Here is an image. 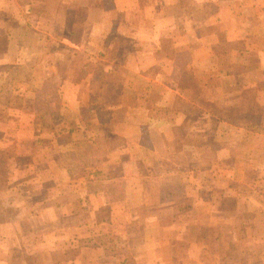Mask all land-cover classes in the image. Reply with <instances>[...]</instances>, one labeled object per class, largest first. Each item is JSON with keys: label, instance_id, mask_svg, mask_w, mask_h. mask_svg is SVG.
Here are the masks:
<instances>
[{"label": "crops", "instance_id": "crops-1", "mask_svg": "<svg viewBox=\"0 0 264 264\" xmlns=\"http://www.w3.org/2000/svg\"><path fill=\"white\" fill-rule=\"evenodd\" d=\"M0 3V18L6 19L0 23V68L25 70V77L16 80L25 83V105H0V130L10 131L0 133V148L15 147L14 154H1L13 165L0 168V193L11 196L0 197V211L23 208L12 201L18 178L25 179V191L29 182L37 184L33 197L25 195V212L0 219V264H240V259L264 264V232L253 233L248 219L239 223L235 218L243 206L240 182L247 175L240 171L239 182L235 167L224 166L228 159L256 163L248 157L264 158V150L250 154L256 143L239 141L241 161L235 155L222 160L223 153L210 149L205 137L204 109L190 102L196 120L188 122L187 114L159 104L164 94L186 102L206 97L204 78L195 79V91L179 86L178 75L205 64L211 45L204 44L200 32L207 26L222 36L223 50L233 56L219 65L234 67L242 51L256 57L257 73L246 80V91L237 90L246 86H238L235 70L224 68L218 81L228 83L230 93L233 88L247 98L264 96V0ZM60 51L71 58L65 69ZM218 86L214 93L221 94ZM14 91L23 96L24 89ZM49 98L57 103L53 110L44 102ZM262 105L247 101L239 109L225 104L222 110L256 115L252 128L262 130ZM213 121L217 135L227 130L225 121ZM236 124L229 130L247 128ZM179 125L184 137L174 134ZM33 130L51 131L55 162H61L64 145L82 141L91 147L75 153L69 147L64 170L59 165L45 170L38 163L36 169H24L25 143H40ZM62 136L68 141L63 143ZM235 140L229 139L225 157ZM263 165H255L245 182L246 207L251 197H264V187L252 184L264 180ZM225 180L223 188L217 185ZM252 206L264 213V204Z\"/></svg>", "mask_w": 264, "mask_h": 264}, {"label": "rangeland", "instance_id": "rangeland-1", "mask_svg": "<svg viewBox=\"0 0 264 264\" xmlns=\"http://www.w3.org/2000/svg\"><path fill=\"white\" fill-rule=\"evenodd\" d=\"M2 3H0L1 5ZM208 11H210V7H208ZM0 23L6 24V19L4 18H0ZM212 26H207L205 27L204 31L200 32V34L202 35L201 37L204 40V44L207 45H211V51L206 50V61L205 64L197 66V67H191V71L187 72V74L183 75V73H179L178 75V79L181 81H178V85H184L185 87H189L190 90H195L198 91V88L196 87L195 84V79H200L202 80V78H204L206 80V97L203 98V94L201 97H198L196 99H193L192 97H190L189 102L186 101H181V99H177L174 96L168 95V97L166 96V94H164V97H162L160 99L159 104L160 105H168L170 106L172 109H176L179 110L185 114H187L186 120L188 122H192L194 120H196V109L190 105V102H193V104L197 107H200L202 109L205 110L206 113V131L204 132L205 137L209 138L210 140V149H216V151L219 153V155L221 153H223L222 156V160H224V158H229L231 157L230 155H235V157L238 158V160H236V162L241 161V159H239L241 157V153L244 149V147L238 145L239 141H244L246 143L250 142L252 144L256 143V145L253 148V150L250 151L251 153H258V151L264 150V146H262L261 141L264 139V129L259 130L257 128H252V124H256L258 123V118L256 115H249V114H245L244 112H242L241 110H235V112L230 111H224L222 110V107H224L225 104L227 105H235V108L239 109L242 107L243 103H247V101H250L251 103H255L258 104L259 102L263 103V107H264V96L260 97L259 100L257 99H251V98H247L244 97L242 95L241 92H233L234 89L232 88V92L230 93V91L228 90V83H224L223 81H218V79H222L219 77L220 73L222 71H224L226 68H228L229 70L232 69L233 71H237L239 76H238V86L242 85V86H246L248 85L247 81H250V79H253V73L256 72L257 73V69L256 67L253 65V59H255V53L250 52V54L248 53H243V51L238 54L237 57V64H235L234 67H226L225 65H219V61H229L230 59L233 60V56L231 57L229 55L228 51H224L223 47H222V43H223V39L222 36H220L219 34H216V32L211 33L212 31ZM1 36H0V49L2 48L3 45V41L1 40ZM3 39V38H2ZM211 42V44L209 43ZM239 46V45H238ZM1 52V51H0ZM61 55H59V59L62 62V68L65 69L67 65L70 64V59L68 56V58L65 55V53L63 51H60ZM209 53H212L211 56H208ZM249 60V61H248ZM248 62H250L248 65L246 64ZM219 63V64H218ZM239 63V64H238ZM225 68V69H224ZM222 70V71H221ZM181 72V71H180ZM193 75L194 78H191V76ZM216 75V76H215ZM187 76V77H185ZM25 77V70L19 69V68H15L14 70L11 69V67H7V66H3L0 68V105H25V83H23V85H19V83L16 81L17 79H21ZM219 77V78H218ZM193 79V80H192ZM223 80V79H222ZM240 80V81H239ZM243 80V81H242ZM256 84H260V83H256ZM32 85V82H31ZM216 85H221L218 86V91L221 92L218 93H214V88ZM19 87L21 89H24L23 92V96H19V94H21V91L15 93L14 90L19 89ZM250 88V86H246V87H239V89H237L238 91L243 90L246 91V88ZM257 88H261L259 85L256 86ZM14 92H13V91ZM227 90L229 92H227ZM195 91L193 93H195ZM259 91L261 92V89H259ZM262 93V92H261ZM242 96L244 99H242V101H240L239 97ZM242 102V104H241ZM57 105L55 99L53 98L51 101H48L46 103V106L48 107V109H52L55 108ZM220 108V109H219ZM53 110V109H52ZM39 116L41 118H44V116L46 118L49 119L47 114H37L35 116V118L39 119ZM49 116H51V114H49ZM182 116V115H180ZM219 118L222 121H225L226 123V127L227 130L220 135H217V132H215L213 130V127L216 125V122L213 121V119ZM182 122V119H181ZM233 123H237L236 125L239 126L240 124L243 125L245 124L247 128L244 129V127L242 126V128L240 130H229V125H232ZM255 127V126H253ZM8 132L10 133V131H2L0 130V133H5ZM34 132V135H30L32 137H39V141L40 143H36V141L32 142V143H25V156H27V158H23L22 160H26L28 159V164L25 166V162H23V167L21 168H29V169H36L37 168V163L42 165V168L45 170L48 169H57V166L60 167L59 170H61V168L64 170V166H65V158H67V162L66 164L69 165V160L68 157L69 156V147L72 148V151L75 153L76 151H78L80 149V151H84L87 150L91 147V145L85 142L80 141L79 143L69 146V145H64L62 147L61 151V156L58 158H61V162H55L53 160V154L57 152V150L55 149L54 143H53V138L51 137V131H47V132H38L37 130H33L30 131V133ZM189 132V131H188ZM198 132V131H197ZM38 133V136H36ZM174 134L177 135L178 137H184L186 135V130L184 128H182V125L177 126V128L174 129ZM197 134L200 135V133L198 132ZM26 135V134H25ZM40 135V136H39ZM0 136H2L0 134ZM202 136V135H201ZM234 138L236 139L235 144L233 145L232 148V152L231 154H229V156H224L225 155V146L227 145L229 139ZM27 139V138H25ZM38 139V138H37ZM69 137H65L62 136V142H66L68 141ZM194 140L195 141H199V138H197V136H194ZM247 149L249 148V146L246 147ZM59 149V148H58ZM15 147L11 146H7L6 148L2 149L0 148V168L2 169H10V167H12L13 165V161L12 158L11 162H7L4 160L3 155L1 154H14L15 153ZM79 152V151H78ZM238 155V156H236ZM80 157L82 156H78V161L80 159ZM252 157V160H256V163L254 161H250V162H244V163H237V164H233L229 161H227L226 164H224V166H230V167H235V169H231L234 171L235 176L238 177V180L240 182V177H239V172L240 171H244V174L247 175V177L244 176V178L241 180V184L242 187H240V196H239V202L243 201V206L237 211L235 218L239 221V223H241L242 221H245V219H248V221L246 222L249 226V230H251V232L256 233V234H261L264 232V213L261 212V210H252L253 206L255 204V201L258 202V204L261 206V203L264 204V202H262V199L264 197H251V199L247 201V207H246V203L244 199V196H247L249 194V192L247 190H249L248 187L245 186V182H248L249 179L251 180V177L253 175V171L255 172V165L259 164V169H261V165H263L264 162H262L261 160L264 159L262 156L255 158V156H249L248 159H250ZM35 161V162H34ZM245 161V160H244ZM80 162H82V160H80ZM57 163V165H56ZM17 165L21 166V163H17ZM80 164L77 163L76 167H80ZM264 166V165H263ZM75 167V168H76ZM20 168V169H21ZM257 169V168H256ZM264 171V167L262 168ZM211 170V168L208 166L207 167V172H209ZM212 171V170H211ZM260 171V170H258ZM213 172V171H212ZM226 173L222 174L225 175ZM249 178V179H248ZM21 180L23 179H17L14 180L16 181V185H15V192L14 194H12L13 196V200L14 203H18V204H22L23 208L19 209L18 211H16L17 209H14V207H10V208H6L3 211H0V219L4 220V218H11L13 217L16 213L19 212H25V195L29 196V197H33V193L36 194L37 193V184L36 182H29L27 184L28 189L25 191V179L22 181L23 184L21 183ZM53 178L50 179H46L44 180V184L46 185L48 182H52ZM227 181H219L217 182V185L221 188H223V185L226 183ZM253 186L255 187V189H259L261 190L262 187H264V180H254L252 182ZM263 185V186H261ZM220 192L217 191L215 193L216 196L219 197ZM221 196V195H220ZM264 196V193H263ZM0 197L1 198H7V199H11V196H9V194L6 193H0ZM220 201H221V197H220ZM226 201V200H225ZM14 204V205H15ZM3 207V206H2ZM221 216L224 215V212L222 211ZM225 216V215H224ZM228 217V216H226ZM206 233H210V229L208 228ZM247 249L254 248L255 247L251 244L248 243L246 244ZM231 247H228L227 249H230ZM248 251V250H247ZM240 264H245V260L244 259H240Z\"/></svg>", "mask_w": 264, "mask_h": 264}, {"label": "trees", "instance_id": "trees-1", "mask_svg": "<svg viewBox=\"0 0 264 264\" xmlns=\"http://www.w3.org/2000/svg\"><path fill=\"white\" fill-rule=\"evenodd\" d=\"M51 100H52V98H49V99H48V101H51ZM48 101H44V102H46V103H47Z\"/></svg>", "mask_w": 264, "mask_h": 264}]
</instances>
